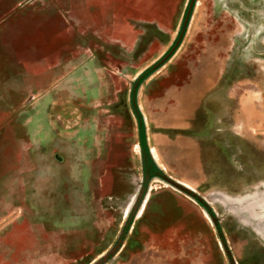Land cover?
Masks as SVG:
<instances>
[{"label":"rangeland","instance_id":"374dc122","mask_svg":"<svg viewBox=\"0 0 264 264\" xmlns=\"http://www.w3.org/2000/svg\"><path fill=\"white\" fill-rule=\"evenodd\" d=\"M91 2L0 0V264H264V0Z\"/></svg>","mask_w":264,"mask_h":264},{"label":"crops","instance_id":"0c3cea01","mask_svg":"<svg viewBox=\"0 0 264 264\" xmlns=\"http://www.w3.org/2000/svg\"><path fill=\"white\" fill-rule=\"evenodd\" d=\"M88 1L90 2V0H85V3H88ZM100 1L101 0H92L91 4L92 3H96L97 4ZM100 11H102V12H100ZM103 11H104L103 9H99L98 10V14H101V16H102L103 15ZM146 138H147V143H148L147 145H148V149H149L150 155L152 156V158L155 161V151L159 155L157 149L155 148V120L151 121V125H150V128H149V131H147Z\"/></svg>","mask_w":264,"mask_h":264},{"label":"bare ground","instance_id":"6f19581e","mask_svg":"<svg viewBox=\"0 0 264 264\" xmlns=\"http://www.w3.org/2000/svg\"><path fill=\"white\" fill-rule=\"evenodd\" d=\"M135 151L137 152V147H135ZM155 160H159L160 161V156L156 153V151H155ZM162 167V166H161ZM188 186V185H187ZM142 206H143V203H142V205H141V208H142ZM141 208H140V210H141Z\"/></svg>","mask_w":264,"mask_h":264},{"label":"trees","instance_id":"16d2710c","mask_svg":"<svg viewBox=\"0 0 264 264\" xmlns=\"http://www.w3.org/2000/svg\"><path fill=\"white\" fill-rule=\"evenodd\" d=\"M141 145H146V141H145V136L141 135V140H140Z\"/></svg>","mask_w":264,"mask_h":264}]
</instances>
